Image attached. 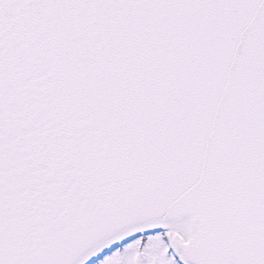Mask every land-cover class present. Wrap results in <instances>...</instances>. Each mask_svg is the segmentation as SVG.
I'll return each instance as SVG.
<instances>
[{"label":"snow or ice","instance_id":"6c2138e0","mask_svg":"<svg viewBox=\"0 0 264 264\" xmlns=\"http://www.w3.org/2000/svg\"><path fill=\"white\" fill-rule=\"evenodd\" d=\"M0 264H264V0H0Z\"/></svg>","mask_w":264,"mask_h":264}]
</instances>
